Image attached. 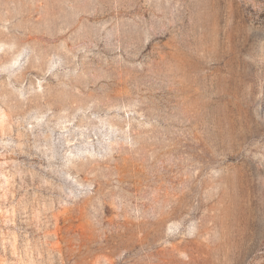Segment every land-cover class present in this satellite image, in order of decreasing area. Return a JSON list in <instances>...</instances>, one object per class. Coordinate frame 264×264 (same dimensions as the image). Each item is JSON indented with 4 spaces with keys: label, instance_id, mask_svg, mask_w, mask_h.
<instances>
[{
    "label": "rangeland",
    "instance_id": "374dc122",
    "mask_svg": "<svg viewBox=\"0 0 264 264\" xmlns=\"http://www.w3.org/2000/svg\"><path fill=\"white\" fill-rule=\"evenodd\" d=\"M0 264H264V0H0Z\"/></svg>",
    "mask_w": 264,
    "mask_h": 264
}]
</instances>
